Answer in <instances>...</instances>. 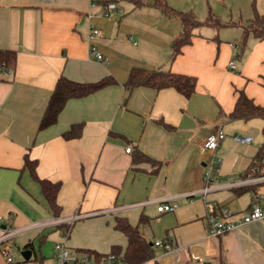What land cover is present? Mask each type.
Instances as JSON below:
<instances>
[{
	"label": "crops",
	"instance_id": "crops-1",
	"mask_svg": "<svg viewBox=\"0 0 264 264\" xmlns=\"http://www.w3.org/2000/svg\"><path fill=\"white\" fill-rule=\"evenodd\" d=\"M108 1L118 8L110 18L102 16ZM140 1L0 0V49L16 53L15 68L0 69V236L3 230L15 231L9 239L19 249L12 248L15 264L53 260L54 244L63 240L61 223L69 226L65 242L71 254V249L74 254L87 249L105 254L113 245L123 254L127 238L114 228L116 216L138 225L157 247L145 264H187L193 257L201 264H264V218L220 236L207 235L205 223L206 214L220 215L221 207L237 222L252 192H264V183L242 193L226 187L198 194L204 187L205 155L221 157L219 177L239 180L258 149L252 145L253 121L229 120L227 114L239 89L264 105V38L250 34L240 48V26H202L170 61L171 41L181 32V22L164 15L154 0ZM166 2L198 20L213 14L223 22L244 23L254 11L264 14V0ZM90 27L99 29L92 39ZM92 46L106 61L90 52ZM132 68L193 75L195 92L186 98L173 88L128 90L123 83ZM60 75L79 82L112 76L117 83L68 100L56 123L38 130ZM256 121L262 128V119ZM79 122L81 135L65 139L62 133ZM218 126L226 136L214 151L202 150L205 136ZM233 135L252 139L241 143ZM140 152L154 163L139 160ZM24 154L36 159L38 177L60 182L58 217L23 167ZM165 199L178 207L169 212L149 207ZM149 215L156 218L150 230ZM85 220L99 222L96 236H79L76 227ZM47 230L51 232L43 235ZM158 240L169 242L171 249L155 245ZM27 249L26 260L21 251ZM0 264H9L1 251Z\"/></svg>",
	"mask_w": 264,
	"mask_h": 264
},
{
	"label": "trees",
	"instance_id": "trees-1",
	"mask_svg": "<svg viewBox=\"0 0 264 264\" xmlns=\"http://www.w3.org/2000/svg\"><path fill=\"white\" fill-rule=\"evenodd\" d=\"M135 5H141L140 0H132ZM153 6L158 8L164 15L168 17L178 18L182 28L178 36L171 41V53L169 60L173 61L175 57L181 53L182 48L191 42L194 30L202 26H213L219 28L221 26L238 25L241 27L240 48L245 44L248 35H253L258 39L264 38V14L254 11L252 18L246 22H223L216 15L210 14L204 20H198L191 11L175 10L166 0H154ZM16 65V53L13 50L0 49V69L4 71H12ZM197 79L193 75L174 73L169 70L144 68H132L129 71L123 86L128 90L135 87L145 86L155 90L164 88H173L181 95L189 98L194 92ZM117 81L112 76H105L99 80L91 82H79L71 80L64 75H60L54 85V88L47 100L45 109L40 118L38 130L45 129L56 123L58 115L63 109L66 102L74 98H82L92 94L99 89L114 85ZM264 86V79L262 80ZM262 119V142L259 144L251 162L246 168L243 177L248 173L251 175H260L264 173V105L256 104L252 98L248 97L242 89L237 90V98L233 110L227 114L229 120H249L252 118ZM82 123H73L69 129L62 133L65 139L77 138L82 132ZM139 160H145L154 163L155 160L143 153H138ZM36 159H30L28 154H24L23 167L28 169L32 178L37 181L41 187V192L46 203L54 216H59L61 206L57 201V194L60 189V182H52L42 179L36 174ZM255 185H246L236 187V192L242 193L251 189ZM143 216L140 222H143ZM62 231L68 230V224L61 223L58 225ZM114 228L123 233L127 238V245L123 251V260L125 264H145L154 257V245L147 241L139 230L138 225H132L124 216H116L114 219ZM26 246H32L29 243ZM89 254L101 257L104 254L97 253L94 250H84ZM110 252L120 253L121 248L113 245ZM220 264H227L221 262Z\"/></svg>",
	"mask_w": 264,
	"mask_h": 264
},
{
	"label": "built area",
	"instance_id": "built-area-1",
	"mask_svg": "<svg viewBox=\"0 0 264 264\" xmlns=\"http://www.w3.org/2000/svg\"><path fill=\"white\" fill-rule=\"evenodd\" d=\"M95 4V2H92V5ZM102 9V16L106 18L112 17L113 13L118 10L117 5L113 1L106 2ZM98 34V28L90 27L88 31V39H92L93 37L98 36ZM90 52L94 54L99 61H106L104 56L101 53L95 51L93 46L90 48ZM228 67L231 70L234 69L235 65L232 60L228 63ZM225 136L226 133L222 130L221 126H218L205 136L201 143V149L214 151L217 148L219 142L224 139ZM233 139L241 143H249L252 139V136L233 135ZM130 149V147H126L125 151L129 152ZM221 163L222 159L220 156H213V160L209 163V166L203 174L204 187L198 194L204 196L212 189L240 187L264 183V173L255 176L248 173L245 177H242L239 180H234L232 177L221 178L218 176ZM262 202L264 203V192L253 191L251 194L249 207L241 213V217L237 222L228 218L230 213L227 207L220 208V215H218L217 212L207 213L205 216L206 234L209 236H220L224 233L235 231L242 224L264 218V205L261 204ZM177 207L178 205L173 199L159 200L156 202V209L159 212L173 211ZM76 216L77 215L74 214V216L69 218L67 221L71 222L76 218ZM1 221L2 217L0 216V223ZM2 232L3 233L0 236L1 254L9 264H15L14 253L12 251V246L9 243V239L12 237L15 231L3 230ZM68 233L69 230H65L62 235L63 240L57 241L54 244L53 264H125L121 253L116 254L109 251L101 257H96L95 255L89 254L86 251H82L79 254H71L65 242ZM155 245L161 246L166 250L171 249L170 243L167 241L165 242L158 240L155 241ZM187 264H201V262H199L197 257H193Z\"/></svg>",
	"mask_w": 264,
	"mask_h": 264
},
{
	"label": "rangeland",
	"instance_id": "rangeland-1",
	"mask_svg": "<svg viewBox=\"0 0 264 264\" xmlns=\"http://www.w3.org/2000/svg\"><path fill=\"white\" fill-rule=\"evenodd\" d=\"M250 120L253 121V123H252L253 130H252L251 133L253 134L254 139L252 141V145L259 146V144L262 142V139H263L262 138V133H261V126H260V129H259V127H258L259 124L258 123L256 124L255 122H258L256 120H261V119L255 117V118H252ZM242 122H244V121H242ZM250 127H251V125H250ZM204 160H206V163H207V165L204 168L206 170L207 167L209 166V163L213 160V157H212V155H205ZM218 175H219V173H218ZM149 207H154L155 208L156 204L154 206L150 205ZM149 218H151L150 219V223L147 224L146 226H148L149 230H150V228L153 227L154 223L156 222L155 221L156 218H154L151 215H149ZM74 228H75V226L72 227V231H71L72 235L74 233ZM76 228H77V232L79 233L80 237L96 236L97 235L96 231H98V228H99V222L98 221H93V220H90V221L89 220H85V223H82L81 225L77 226ZM4 231H7V230H4ZM50 232H51L50 230L44 231L43 235H46V234L48 235ZM40 238H41V233L38 236H36L37 245H40V243H41ZM151 239H152V237H151ZM9 243L11 244V246H12L14 251H16V252L19 251V249L17 248L16 244H13V241L11 242V240H9ZM154 250L156 251L157 247H154ZM71 251L75 253V250L71 249ZM74 253H72V254H74ZM17 257H18V255H17ZM52 263H53V260H51V261L48 260V262L45 263V264H52ZM25 264H28V263H25Z\"/></svg>",
	"mask_w": 264,
	"mask_h": 264
},
{
	"label": "water",
	"instance_id": "water-1",
	"mask_svg": "<svg viewBox=\"0 0 264 264\" xmlns=\"http://www.w3.org/2000/svg\"><path fill=\"white\" fill-rule=\"evenodd\" d=\"M1 228H5V226L4 225H1ZM21 255L23 256V258L24 259H29V257H30V250H23V251H21Z\"/></svg>",
	"mask_w": 264,
	"mask_h": 264
}]
</instances>
